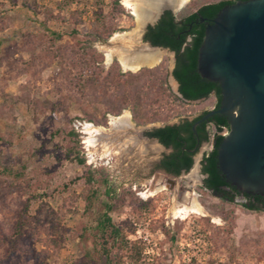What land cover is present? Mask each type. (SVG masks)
Returning a JSON list of instances; mask_svg holds the SVG:
<instances>
[{"label": "rangeland", "instance_id": "obj_1", "mask_svg": "<svg viewBox=\"0 0 264 264\" xmlns=\"http://www.w3.org/2000/svg\"><path fill=\"white\" fill-rule=\"evenodd\" d=\"M196 1L175 15L195 10ZM134 28L122 0H0V103L14 107L9 119L0 117V155L14 170L25 167L20 178L0 175V264H106L97 222L108 206L122 241L141 249L136 263L121 264H264V210L248 211L239 197L228 202L202 187L210 142L198 148L189 171L159 169L170 151L145 133L211 111L214 99L179 101L174 55L165 50L155 49L159 62L135 72L116 57L108 64L106 54L120 46L115 36ZM155 68L139 80L149 122H135L131 103L111 110L128 74ZM92 79L100 85L97 98ZM124 112L132 128L108 133V150L103 140L88 145L87 124L109 132L110 119ZM185 195H196L202 213L174 219Z\"/></svg>", "mask_w": 264, "mask_h": 264}, {"label": "trees", "instance_id": "obj_2", "mask_svg": "<svg viewBox=\"0 0 264 264\" xmlns=\"http://www.w3.org/2000/svg\"><path fill=\"white\" fill-rule=\"evenodd\" d=\"M237 1L245 2L248 0L208 2L207 0H197L193 3H198L195 10L179 17L170 11H165L154 26L147 27V32L143 37L145 42H149L155 47L166 48L175 54V66L172 76L178 83L180 97L176 98L179 101H198L213 97L214 110L219 108L221 102L220 86L218 83L211 82L200 76L197 70L198 53L203 42L205 28L211 24V21L225 6L232 5ZM199 2L202 3L199 4ZM156 71L157 68L151 70L142 69L137 74H128L127 81L123 84L126 89L122 90L117 98L110 101L111 110L113 109L116 113H120L123 109L121 104L131 103L135 122L137 124L149 122L150 119L141 111L144 108L140 104V94L142 92H140L139 80L142 76L151 75ZM88 82L92 88L90 89L92 95L97 98L96 91L100 85L93 79ZM115 83L120 88H123L117 81ZM13 111V105H10L7 101L0 103V117L2 119H9ZM208 112L210 111H204L192 120L183 119L177 124H166L148 132L147 136L156 138L165 148H172L173 151L163 157L161 167L166 172L176 176L182 171L187 172L192 168L194 156L198 150V148L196 149L197 144L212 143V149L205 152L200 163L201 174L204 176L202 187L214 197L233 202L235 198L239 197L240 192L225 180L217 165V149L224 137L221 133L224 129L229 131L228 119L217 113L209 119L200 122L195 128L196 134L192 131L193 125ZM210 126H213L215 130L212 134ZM70 136H77L74 129L71 130ZM75 159L83 163V159L78 156ZM24 170V166L14 170L12 164L10 162L4 163L0 155V175L20 178L23 176ZM243 196L244 204L242 206L246 210L251 212L264 210V195L244 194ZM106 208V212L102 214L97 222V230L100 233V246L102 254L106 258V264H121L123 259L136 263L140 258L141 249L136 246L128 247L127 243L122 241L124 239L123 231L112 223L109 216L110 206ZM22 227L20 223L16 224L15 234L20 235ZM110 242L112 244L108 247ZM115 244H117L118 252L113 254L111 247Z\"/></svg>", "mask_w": 264, "mask_h": 264}, {"label": "water", "instance_id": "obj_3", "mask_svg": "<svg viewBox=\"0 0 264 264\" xmlns=\"http://www.w3.org/2000/svg\"><path fill=\"white\" fill-rule=\"evenodd\" d=\"M180 8L178 2L148 9L143 35L164 11L175 14ZM141 42L168 52L143 41V36ZM197 70L202 78L219 84L221 102L192 131L196 134V126L214 114L225 116L229 131L217 149L218 168L240 193L264 195V0L237 1L218 13L205 28Z\"/></svg>", "mask_w": 264, "mask_h": 264}, {"label": "bare ground", "instance_id": "obj_4", "mask_svg": "<svg viewBox=\"0 0 264 264\" xmlns=\"http://www.w3.org/2000/svg\"><path fill=\"white\" fill-rule=\"evenodd\" d=\"M188 0H122L124 7L131 11V14L135 17L136 28L132 32L122 35H116L113 39L119 43V47H116L115 53H107L106 61L109 64L113 57L118 60L119 65L124 71L135 72L143 67H152L157 64L160 60V53L158 50L148 48L146 45L141 44V31L145 25L146 20L149 18L147 10L152 7L161 5H174L178 2L182 4ZM140 39V40H139ZM110 129L107 132L102 127H95L94 125L87 124L85 129L89 138L87 143L89 146L96 145L97 142L102 141V146L105 150H108L110 146L106 143L108 133L123 132L132 128L130 122V116L127 112L116 118L110 119ZM101 144V143H100ZM107 152V151H106ZM162 189L157 187L151 190L149 193L154 195ZM147 193V192H146ZM146 197V196H145ZM196 195L191 197L185 195L182 197L187 204L179 206L175 203L172 214L173 218L180 219L185 218L190 213L201 214V206L196 201Z\"/></svg>", "mask_w": 264, "mask_h": 264}, {"label": "flooded vegetation", "instance_id": "obj_5", "mask_svg": "<svg viewBox=\"0 0 264 264\" xmlns=\"http://www.w3.org/2000/svg\"><path fill=\"white\" fill-rule=\"evenodd\" d=\"M166 11H169V10H166ZM164 12H165V11H164ZM164 12H163V13H164ZM170 12H171V11H170ZM163 13H162V15H163ZM171 13H172V12H171ZM172 14H173V13H172ZM162 15H161V16H162ZM174 15H175V14H174ZM161 16H160V18H161ZM160 18H159V19H160ZM159 19L156 21V23L159 21ZM156 23H155V24H156ZM155 24H154V25H155ZM154 25H148V26H154ZM148 26H147V27H148ZM146 32H147V28H146V30H145V32H144L143 37L145 36ZM143 40H144V39H143ZM148 43H149V42H148ZM161 48H162V47H161ZM163 49H166V48H163ZM167 50H168V49H167ZM168 52H171V53L174 55V66H175V54H174L172 51H170V50H168ZM174 66H173V69H174ZM173 69H172V71H173ZM171 75H172V72H171ZM172 77H173V76H172ZM174 80H175V79H174ZM175 82H176V81H175ZM176 84H177V91H178V83L176 82ZM186 102H194V101H186ZM213 110H214V109H213ZM170 125H171V124H170ZM158 128H159V127H158ZM209 128H210V131H212V130L215 131L213 126H210ZM154 129H157V128H154ZM154 129H152V130H154ZM152 130H150V131H152ZM150 131H148V132H150ZM148 132L145 133V136H146L149 140H150V139H155V140H157L156 138H150V137H148V136H147V133H148ZM227 132H228V131H227ZM213 133H214V132H213ZM157 141H158V140H157ZM158 142H159V141H158ZM202 144H203V143H202ZM210 145H211V148H210V149H212V143H210ZM162 146H163V145H162ZM200 146H201V145H199V147H200ZM163 147H164V146H163ZM199 147H198V148H199ZM164 148H165V147H164ZM166 149H169V151H170L168 154H170V153L173 151L171 147H168V148H166ZM208 151H209V150H208ZM168 154H166V155H168ZM166 155H163L162 158L159 160V163H158L159 169L162 170V171H163L164 173H166V174L173 175V174H171V173L166 172V171L161 167V161H162L163 157L166 156ZM183 172H185V171H182L181 173H183ZM200 173H201V164H200ZM201 175H202V174H201ZM202 176H203V175H202ZM203 178H204V176H203ZM202 186H203V180H202ZM243 195H244V194L240 193L239 197H243V198H244Z\"/></svg>", "mask_w": 264, "mask_h": 264}, {"label": "built area", "instance_id": "obj_6", "mask_svg": "<svg viewBox=\"0 0 264 264\" xmlns=\"http://www.w3.org/2000/svg\"><path fill=\"white\" fill-rule=\"evenodd\" d=\"M228 132L224 129L223 132L221 133L223 136H225Z\"/></svg>", "mask_w": 264, "mask_h": 264}]
</instances>
